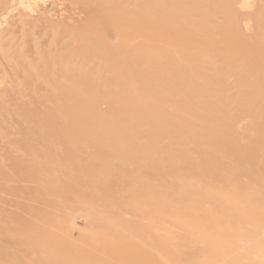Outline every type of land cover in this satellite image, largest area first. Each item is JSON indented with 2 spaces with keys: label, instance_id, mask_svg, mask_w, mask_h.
<instances>
[{
  "label": "rangeland",
  "instance_id": "rangeland-1",
  "mask_svg": "<svg viewBox=\"0 0 264 264\" xmlns=\"http://www.w3.org/2000/svg\"><path fill=\"white\" fill-rule=\"evenodd\" d=\"M20 1L0 0V264H264V0Z\"/></svg>",
  "mask_w": 264,
  "mask_h": 264
},
{
  "label": "bare ground",
  "instance_id": "bare-ground-1",
  "mask_svg": "<svg viewBox=\"0 0 264 264\" xmlns=\"http://www.w3.org/2000/svg\"><path fill=\"white\" fill-rule=\"evenodd\" d=\"M20 3L21 4H23V0H21L20 1ZM122 13V12H121ZM65 14V13H64ZM122 15L124 16V12L122 13ZM132 16V18H130L129 19V25L131 26H135V27H137V28H140L141 26L143 27V23L142 22H140V20L139 19H137L136 17H133V15H131ZM130 15H129V17H131ZM212 21V20H211ZM211 21H209V23L211 22ZM208 22V21H207ZM212 23V22H211ZM210 23V25H211V27L214 29V23L215 22H213V24H211ZM181 25H184L183 23H177V22H175V24L173 25V27H176V30H177V32H180V29H181ZM192 26V25H191ZM141 27V28H142ZM180 28V29H179ZM183 29H185V31L188 29V27H185V25L182 27V31H183ZM140 30V29H139ZM54 32V31H53ZM193 32V31H192ZM67 42V41H66ZM101 43V42H100ZM255 50V48H253V53L254 54H256L257 55V52H256V50ZM136 51L138 52V53H135V51L133 50V52H134V56H131L132 57V59L134 60V61H136L134 64L135 65H133L132 67L130 66V68L128 69V70H132L133 69V71L135 72V73H137V74H139L140 73V71H139V69L140 68H143L144 67V72L146 73V72H149L148 71V69H149V64H147V62H145L144 61V59H142V58H144V57H146V56H142V58L140 57L141 55H139L140 53L142 54V55H145V54H147V45L146 46H143V47H141V48H136ZM215 51H217V52H219L220 54H221V48H219V49H215L214 50V53H215ZM250 50H246V52L248 53ZM132 52V51H131ZM132 54V53H131ZM210 54H212L211 52H210ZM198 61V59H196V60H193L192 59V62H194L193 63V65H196V62ZM117 65H118V63H117ZM131 65V64H130ZM143 67H142V66ZM124 70V69H123ZM178 73H177V75H179V76H181V77H184V78H187L188 77V80L190 79V77H189V75H187L184 71H186L185 69H181V68H179L178 67ZM132 71V72H133ZM101 75V74H100ZM126 75V73L124 72L123 74H122V76L124 77ZM185 76H187V77H185ZM193 78V77H192ZM191 80V79H190ZM125 81H128V80H125ZM189 83H191V81L189 82ZM114 86H115V88L116 87H118V88H120V90H128V91H134L135 89H134V87H135V85H134V87L132 86H130V85H128V84H126V83H124V82H119V80H117V81H115L114 82ZM128 86V87H127ZM53 88V87H52ZM194 88V87H193ZM117 89V88H116ZM194 90V89H193ZM193 90H191V91H193ZM188 91H190V90H188ZM58 100V99H57ZM149 159V158H148ZM154 172H155V170H154ZM153 206V205H152ZM153 209H154V207H152ZM157 207H155V209H156ZM158 211V210H157ZM28 246V245H27ZM108 246V245H107ZM35 247V246H34ZM34 247H30L27 251H26V253H28L29 255H30V257L28 258L29 260H25V262H24V259L22 260V263L23 264H36V262H37V259H40L41 257H43V255H45V252L42 250V251H37L36 250V248H34ZM112 247H113V245H112ZM135 247V246H134ZM153 248V247H152ZM149 249V248H148ZM141 250V249H140ZM164 250H165V248H164ZM125 251V250H124ZM127 251V250H126ZM149 251H151V250H149ZM68 253V251H65L64 253H62L63 254V256H64V258L65 257H67V256H65L67 253ZM113 252H114V249H113ZM163 252V251H162ZM165 252V251H164ZM163 252V253H164ZM179 252V251H178ZM115 253V252H114ZM148 253V252H147ZM146 252H145V250L144 251H137L136 249H135V251L133 250V248H132V250L130 251L129 250V253H127V255L126 254H124V255H126V257L123 255V257L125 258V260L121 263V264H161L160 262H159V260H157V259H154L153 257H151V255H148ZM166 253V252H165ZM164 253V254H165ZM65 254V255H64ZM117 254V253H116ZM115 254V255H116ZM46 256V255H45ZM82 256V255H81ZM83 256H84V254H83ZM119 256V258H120V256L121 255H117V257ZM155 256H157V255H155ZM160 256V255H159ZM166 256H167V254H166ZM88 257V256H87ZM113 258H114V256H112ZM111 257V258H112ZM24 258H26V257H24ZM74 257L72 256V258L70 257V259L72 260ZM78 258H79V256L77 255L76 256V258H74L72 261H70V263L68 262L67 264H77V260H78ZM85 256H84V262H85ZM91 258V257H90ZM89 258V259H90ZM158 258H160V257H158ZM166 258H170V257H166ZM81 257L79 258V261H80V263H81ZM87 259V258H86ZM106 259V258H105ZM47 260V259H46ZM49 260V259H48ZM64 260V259H63ZM66 260H69V258H67ZM88 260V259H87ZM107 260V259H106ZM111 260V259H110ZM106 261V262H110L111 263V261ZM113 260V259H112ZM169 260V259H168ZM51 261V260H50ZM78 261V262H79ZM88 261H91V260H88ZM162 261V260H161ZM1 262V261H0ZM61 262V261H60ZM103 262H104V260H103ZM12 263V262H11ZM53 263V262H52ZM93 263V261H91V263H89L88 262V264H92ZM169 263H172V264H176V262H172V260H171V262H169ZM49 264H50V262H49ZM54 264H55V262H54ZM101 264H104V263H101ZM112 264V263H111ZM167 264V263H166Z\"/></svg>",
  "mask_w": 264,
  "mask_h": 264
}]
</instances>
